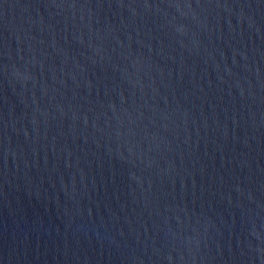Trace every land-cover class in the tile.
<instances>
[{
  "label": "water",
  "instance_id": "water-1",
  "mask_svg": "<svg viewBox=\"0 0 264 264\" xmlns=\"http://www.w3.org/2000/svg\"><path fill=\"white\" fill-rule=\"evenodd\" d=\"M0 264H264V0H0Z\"/></svg>",
  "mask_w": 264,
  "mask_h": 264
}]
</instances>
